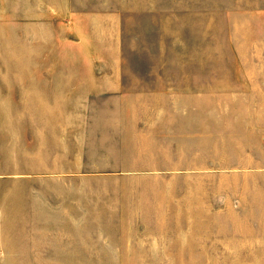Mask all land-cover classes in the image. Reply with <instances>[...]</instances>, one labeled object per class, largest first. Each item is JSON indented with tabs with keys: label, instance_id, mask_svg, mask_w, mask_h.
<instances>
[{
	"label": "rangeland",
	"instance_id": "rangeland-1",
	"mask_svg": "<svg viewBox=\"0 0 264 264\" xmlns=\"http://www.w3.org/2000/svg\"><path fill=\"white\" fill-rule=\"evenodd\" d=\"M46 1L0 0V264H264V0Z\"/></svg>",
	"mask_w": 264,
	"mask_h": 264
},
{
	"label": "crops",
	"instance_id": "crops-1",
	"mask_svg": "<svg viewBox=\"0 0 264 264\" xmlns=\"http://www.w3.org/2000/svg\"><path fill=\"white\" fill-rule=\"evenodd\" d=\"M51 3H52V0H47V1H46V4H47L48 6H51ZM68 14H70V15L72 16V18L70 19L72 30H73L75 33H77L78 35H80L81 32H82V20L84 19V17H85L86 15L98 14V12H96V11L88 12V11L82 10V9L79 8V7H75V6H73V9H70V10L68 11ZM81 201H82V200H81ZM85 201H86V200H85ZM82 202H84V201H82ZM82 202H81V205H80V206L83 205Z\"/></svg>",
	"mask_w": 264,
	"mask_h": 264
}]
</instances>
